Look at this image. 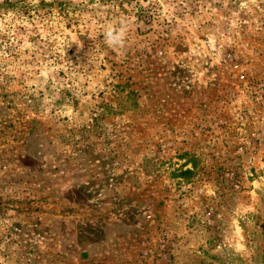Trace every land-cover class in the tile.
<instances>
[{"label":"rangeland","instance_id":"rangeland-1","mask_svg":"<svg viewBox=\"0 0 264 264\" xmlns=\"http://www.w3.org/2000/svg\"><path fill=\"white\" fill-rule=\"evenodd\" d=\"M0 264H264V0H0Z\"/></svg>","mask_w":264,"mask_h":264},{"label":"clouds","instance_id":"clouds-1","mask_svg":"<svg viewBox=\"0 0 264 264\" xmlns=\"http://www.w3.org/2000/svg\"><path fill=\"white\" fill-rule=\"evenodd\" d=\"M30 2L36 3L37 0H30ZM78 2L79 0H73L74 4ZM128 32V21L124 18H117L107 22L102 29L105 45L117 52L125 49L127 46Z\"/></svg>","mask_w":264,"mask_h":264},{"label":"trees","instance_id":"trees-1","mask_svg":"<svg viewBox=\"0 0 264 264\" xmlns=\"http://www.w3.org/2000/svg\"><path fill=\"white\" fill-rule=\"evenodd\" d=\"M188 172H190V171L188 170Z\"/></svg>","mask_w":264,"mask_h":264},{"label":"built area","instance_id":"built-area-1","mask_svg":"<svg viewBox=\"0 0 264 264\" xmlns=\"http://www.w3.org/2000/svg\"><path fill=\"white\" fill-rule=\"evenodd\" d=\"M244 78V77H243Z\"/></svg>","mask_w":264,"mask_h":264}]
</instances>
